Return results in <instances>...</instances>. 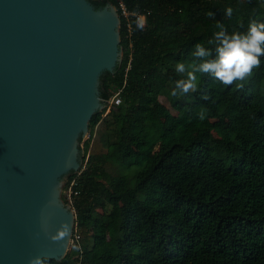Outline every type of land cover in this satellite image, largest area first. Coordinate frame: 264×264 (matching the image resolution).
<instances>
[{"label": "trees", "instance_id": "1", "mask_svg": "<svg viewBox=\"0 0 264 264\" xmlns=\"http://www.w3.org/2000/svg\"><path fill=\"white\" fill-rule=\"evenodd\" d=\"M123 1L146 17L128 35L119 15L122 59L100 75L99 96L120 88L121 102L92 115L84 168L65 176L81 254L39 264H264V63L230 86L197 74L198 91L170 95L175 65L197 44L214 57L221 26L264 22V0Z\"/></svg>", "mask_w": 264, "mask_h": 264}, {"label": "water", "instance_id": "2", "mask_svg": "<svg viewBox=\"0 0 264 264\" xmlns=\"http://www.w3.org/2000/svg\"><path fill=\"white\" fill-rule=\"evenodd\" d=\"M119 23L110 2L0 0V264L68 252L76 218L61 191L103 109L100 75L121 62Z\"/></svg>", "mask_w": 264, "mask_h": 264}, {"label": "clouds", "instance_id": "3", "mask_svg": "<svg viewBox=\"0 0 264 264\" xmlns=\"http://www.w3.org/2000/svg\"><path fill=\"white\" fill-rule=\"evenodd\" d=\"M233 9L226 8L225 13L231 16ZM209 44L215 45V56L211 49L201 44L195 46L192 53L194 60L186 65L179 62L175 65V71L182 74L183 78L175 81L171 90L172 97L189 95L198 91V75H210L224 86H230L234 82L248 79L254 69L260 68L261 57H264V22L252 21L246 32L235 31L229 33L223 29L214 33V38ZM242 86V84L240 85ZM203 119L204 115L201 114ZM70 228L64 224L54 240H60L69 234ZM31 264H39L33 260Z\"/></svg>", "mask_w": 264, "mask_h": 264}, {"label": "built area", "instance_id": "4", "mask_svg": "<svg viewBox=\"0 0 264 264\" xmlns=\"http://www.w3.org/2000/svg\"><path fill=\"white\" fill-rule=\"evenodd\" d=\"M115 3H116L115 7H116L118 14L122 16L123 19L125 20V25H126L128 35L131 33L133 22L136 26L143 27L145 25V17H146L145 13L138 12V11H130L127 8L123 0H115ZM120 92H121V89L119 88L116 91L112 92V94L108 98L102 99V102H103L102 110H104V113H103L104 115L107 114L113 106L120 104L121 102ZM89 137H90V133L88 130V132L82 138V141H81L82 143H80L81 144L80 147H82L83 141H85ZM87 157H88V154L85 155V159H87ZM84 164L85 162L80 164V168L78 169V171H76L77 173H79L84 168ZM75 185H76V180L74 177H72L71 179L64 178V186L61 191V195H64L65 203L70 206L74 214H75V210L73 207L74 197L78 193L77 190L75 189ZM79 240H80V233L78 231L77 224L75 221L73 230H72L70 243H69V249L74 248L78 252V254H81V246H80Z\"/></svg>", "mask_w": 264, "mask_h": 264}, {"label": "rangeland", "instance_id": "5", "mask_svg": "<svg viewBox=\"0 0 264 264\" xmlns=\"http://www.w3.org/2000/svg\"><path fill=\"white\" fill-rule=\"evenodd\" d=\"M159 100H160V103H161L163 106L168 107V108L173 112V110L171 109V107H170L168 101H167L165 98L160 97ZM81 143H82V142H81ZM80 146H81V144H80ZM68 250H69V248H68Z\"/></svg>", "mask_w": 264, "mask_h": 264}]
</instances>
